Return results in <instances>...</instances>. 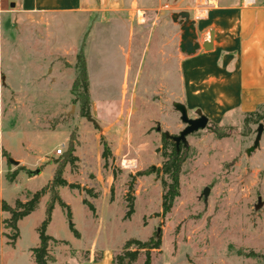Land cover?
I'll return each instance as SVG.
<instances>
[{"label":"rangeland","instance_id":"1","mask_svg":"<svg viewBox=\"0 0 264 264\" xmlns=\"http://www.w3.org/2000/svg\"><path fill=\"white\" fill-rule=\"evenodd\" d=\"M212 5L206 0L132 5L134 47L149 42L153 47L139 53L137 70L135 65L127 70L117 50L119 41L128 45L131 25L112 12H94L85 53L89 115L95 121L80 114L71 90L77 60L72 32L59 24L49 32L43 22L24 18L4 24L0 18V200L14 204L17 198L26 199L62 169L63 177L80 184L57 190L70 204L81 237L73 234L58 203L46 232L73 247L95 241L103 250L117 252L129 238L145 240L158 232L162 243L153 252V264H264V131L260 145L251 149L259 123L244 124L243 116L239 124L221 130L227 132L223 137L209 126L190 133L181 146L187 157L180 194L165 215L161 174H140L162 165V133L177 135L186 126L173 95L152 78L160 66L155 47L164 37L179 40L183 20L178 13H203ZM100 16L103 20H97ZM152 56L158 60L155 66ZM135 72L140 81L132 83ZM260 111L264 114V107ZM70 155L77 158L68 161ZM37 168L39 173L28 172ZM13 172L15 180L10 181ZM50 197L46 193L19 223L21 261L27 260L24 249L39 241L37 227ZM83 199L95 205V213ZM130 200L134 211L126 218ZM52 249L51 264H69V255L79 252L61 242H53ZM144 258L142 253L133 264H142Z\"/></svg>","mask_w":264,"mask_h":264},{"label":"crops","instance_id":"2","mask_svg":"<svg viewBox=\"0 0 264 264\" xmlns=\"http://www.w3.org/2000/svg\"><path fill=\"white\" fill-rule=\"evenodd\" d=\"M155 1L161 0H95V4L94 0H0V18L4 24L24 18L32 19L34 23L43 22L48 24L49 32L65 26L72 32V45L78 49L89 25H86L87 22L94 19V12H100L101 15L112 12L116 19L131 25L128 45L119 41L117 50L124 56L127 70L132 65L137 70L139 53L143 50L149 52L153 47L151 42L142 48L134 47L137 32L133 25L132 5ZM206 1L214 5L203 13L190 12L193 43L198 47L191 53L181 49L184 31L183 23H180L181 30L176 35L178 41L164 37L158 49L155 47L160 53V66L156 65L152 78L163 89L170 91L175 102L186 106L190 117L204 114L209 124H239L246 113L264 107V0ZM100 17L97 20H103L104 16ZM58 20L64 22L56 23ZM60 46L62 49L59 50H65L66 46ZM133 51L137 53L134 57ZM155 58L152 56L154 66L158 62ZM133 76L132 83L140 81V74L135 72ZM124 78L129 81L128 74ZM7 216L9 213L2 210L0 205V264H33L30 249L38 242L24 249L27 260L21 261L22 251L18 247L21 232L15 245L7 242L4 235L7 230L3 225V219ZM65 241L67 243L63 244L70 248L79 252L84 250L82 255H78L77 251L76 254H70L69 264H113L117 248L103 250L95 241L82 247H73L68 240Z\"/></svg>","mask_w":264,"mask_h":264},{"label":"trees","instance_id":"3","mask_svg":"<svg viewBox=\"0 0 264 264\" xmlns=\"http://www.w3.org/2000/svg\"><path fill=\"white\" fill-rule=\"evenodd\" d=\"M93 20L87 26L83 36L79 42L77 49V60L75 63L76 76L73 80L71 90L76 95L80 103V114L88 116L91 111V95L89 90V74L85 48L87 41L92 33ZM264 119V114L261 113L260 109L251 111L245 114L244 124L259 123ZM219 137L227 135V132L221 131L225 126L214 122H210L208 125ZM172 139V141L170 140ZM185 142L180 141L177 143L171 136H168L165 132L162 133V151L163 162L160 167H150L147 172H157L161 174L163 194H162V215L167 214L176 199L180 194V174L182 171L183 164L187 157L186 150H182L181 146ZM161 150V149H160ZM108 148L104 151V156L107 154ZM77 157L70 155L68 161H74ZM62 169H57L54 173L53 178L40 189L31 193L26 199L17 198L14 204H10L7 200L1 199L0 205L2 210L7 211L9 216L3 219L4 228L7 230L4 235L7 238V242L11 245H15L20 237L19 221L24 217L31 214L38 206L41 198L46 193H51L50 199L47 201L46 216L37 227L39 241L37 245L31 247V255L33 258V264H51L55 260V256L52 251L53 242L67 243L65 240H58L52 235L46 232L47 226L51 221L52 212L55 204L58 203L66 210L67 217L69 218V227L76 237L80 236L78 229L72 220V210L70 205L62 199L57 190L59 186H67L69 188H79L80 184L68 181L62 175ZM16 172L11 173L8 176L10 181L15 180ZM87 192H91L89 188ZM93 194V193H92ZM95 196V194H93ZM93 213H95V206L90 201L83 199ZM133 201L130 200L129 209L126 212V218L130 217L133 213ZM162 240L157 232L155 235L150 236L148 239L142 240L138 238H129L123 244L122 248L113 255V264H133L143 253L145 258L142 264H153L152 257L153 252L159 251Z\"/></svg>","mask_w":264,"mask_h":264},{"label":"water","instance_id":"4","mask_svg":"<svg viewBox=\"0 0 264 264\" xmlns=\"http://www.w3.org/2000/svg\"><path fill=\"white\" fill-rule=\"evenodd\" d=\"M177 16H181L183 20L182 29L184 33L182 35L181 49L187 53L194 52L195 49L198 47V45L193 43L194 34L191 31L193 29V21L190 20V12L181 11L180 13H178ZM174 105L176 109L180 112L181 120L186 124V126L177 135H170L166 133L168 136H171L177 143H179L180 141L186 142V138L190 133L197 131L199 129L206 128L209 125V119L206 115L200 114L197 117H190L188 115V110L183 103L175 102ZM87 117L95 121V119L92 118L90 115H88ZM263 131H264V123L259 122L257 127V134L251 149L254 150L256 147L260 145ZM28 172L31 174H36L40 172V169L39 168L34 170L29 169ZM207 192H208V188L204 190V194L206 195Z\"/></svg>","mask_w":264,"mask_h":264},{"label":"built area","instance_id":"5","mask_svg":"<svg viewBox=\"0 0 264 264\" xmlns=\"http://www.w3.org/2000/svg\"><path fill=\"white\" fill-rule=\"evenodd\" d=\"M248 1H251V0H248ZM62 150H63V148H61V147H60V148L58 149V151H57V152H58V153H61V152H62Z\"/></svg>","mask_w":264,"mask_h":264},{"label":"bare ground","instance_id":"6","mask_svg":"<svg viewBox=\"0 0 264 264\" xmlns=\"http://www.w3.org/2000/svg\"><path fill=\"white\" fill-rule=\"evenodd\" d=\"M126 162H127V161H126ZM126 162H125V163H126ZM128 162L131 163V164H133L134 159H130V160H128Z\"/></svg>","mask_w":264,"mask_h":264}]
</instances>
